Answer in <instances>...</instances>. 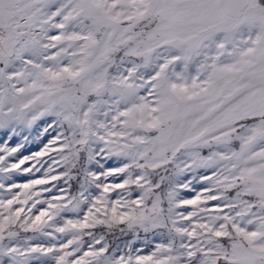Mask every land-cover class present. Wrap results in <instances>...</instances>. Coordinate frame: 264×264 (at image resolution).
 <instances>
[{"label":"snow or ice","instance_id":"1","mask_svg":"<svg viewBox=\"0 0 264 264\" xmlns=\"http://www.w3.org/2000/svg\"><path fill=\"white\" fill-rule=\"evenodd\" d=\"M0 264H264V0H0Z\"/></svg>","mask_w":264,"mask_h":264},{"label":"rangeland","instance_id":"2","mask_svg":"<svg viewBox=\"0 0 264 264\" xmlns=\"http://www.w3.org/2000/svg\"><path fill=\"white\" fill-rule=\"evenodd\" d=\"M32 150H35V148H33ZM21 179H23V177H21Z\"/></svg>","mask_w":264,"mask_h":264}]
</instances>
